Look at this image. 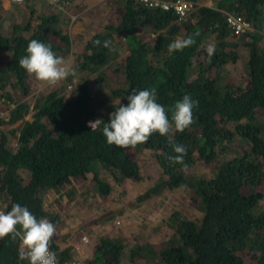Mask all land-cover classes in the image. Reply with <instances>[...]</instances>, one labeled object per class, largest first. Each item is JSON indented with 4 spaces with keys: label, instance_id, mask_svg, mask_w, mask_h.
<instances>
[{
    "label": "trees",
    "instance_id": "trees-1",
    "mask_svg": "<svg viewBox=\"0 0 264 264\" xmlns=\"http://www.w3.org/2000/svg\"><path fill=\"white\" fill-rule=\"evenodd\" d=\"M191 1L196 7L178 17L171 9L140 0H107L111 19L93 30L72 59L76 70L90 74L64 89L70 74L45 92L31 94V99L24 97L31 96L25 79L32 76L18 63L29 41L50 44L63 58L65 46L72 43L54 25L55 13L32 15L40 1H13L7 8L0 2V199L5 211L19 203L37 219L47 215L55 219V214L45 212L43 198L72 180L83 185L89 180L85 192L101 197L97 212L110 207L124 211L125 227L137 218L123 199L111 204L114 186L124 195L133 194L130 186L136 187V202L149 206L151 214L154 204L147 197L186 188L187 200L199 210L187 217L167 209L172 231L155 246L125 240L127 231L112 232L107 227L112 214L105 216L82 264H142L154 256L155 264H264V0H211V6ZM227 13L243 18L252 29L230 34ZM196 33L191 47L168 51L177 37ZM228 34L235 39H227ZM96 40L101 41L99 46L94 45ZM104 41H111L112 50L103 46ZM209 43L214 47L211 58L206 51ZM240 50L244 68L239 81L233 82L226 65L235 62ZM133 88H155L157 102L169 118L175 103L190 95L199 102L193 109L195 122L183 132L154 133L134 148L109 145L102 133L104 123L119 101L128 103ZM96 120L100 122L93 131L89 122ZM170 139L186 147L184 164L168 160L176 155ZM196 159L201 163L198 169ZM144 161L154 169L146 171L147 178ZM206 167L212 169L201 174ZM66 191L70 199L78 193L72 184ZM96 217L89 223L100 222ZM50 249L59 261L71 258L69 248L53 240ZM243 250L251 252L254 261L245 263ZM19 253V237L0 240V264H29Z\"/></svg>",
    "mask_w": 264,
    "mask_h": 264
},
{
    "label": "rangeland",
    "instance_id": "rangeland-1",
    "mask_svg": "<svg viewBox=\"0 0 264 264\" xmlns=\"http://www.w3.org/2000/svg\"><path fill=\"white\" fill-rule=\"evenodd\" d=\"M38 1V0H35ZM1 5L3 7H7L11 0H3L1 1ZM13 2V1H12ZM15 2V1H14ZM86 2V1H85ZM93 6L91 7V20H89V23L86 24L85 28L81 32H77L75 34L68 35L69 42L72 43V46L66 47L65 54H64V60L66 64L71 69L72 66V74L70 75L71 80L69 81V84L64 86V89H69L72 87L74 80L77 79L79 76L89 75V72H83L81 70H76L75 67V61L73 62V58L83 49V44L85 42V39L88 38L94 31V29H97L101 26V23L106 20L107 18L111 19V15H108V8L109 4L107 3V0L104 2V6H102L103 0H92ZM203 4L210 5L212 4L211 0H203ZM39 7L38 13L46 14V13H53V9L51 10L52 4H47L44 1H40L36 3ZM70 5V4H69ZM68 5V6H69ZM45 6V7H44ZM67 4L62 7L63 12L67 11ZM211 6V5H210ZM22 10H23V6ZM55 7V6H54ZM58 8V7H56ZM36 9V8H35ZM61 10V8H58ZM11 10V8H10ZM13 10V9H12ZM46 10V11H45ZM59 10V11H60ZM35 16L37 14H34ZM85 15H89L88 10L86 11ZM16 17H14L13 20H15ZM19 20V19H18ZM16 21V20H15ZM74 24V23H73ZM102 27V26H101ZM71 29V27H70ZM248 29H252V25L249 23ZM246 31V29H245ZM243 31V32H245ZM74 33V31H72ZM242 33V32H241ZM237 35L235 33H230ZM239 34V33H238ZM234 36L227 35V39H235ZM210 45V43L207 45V47ZM243 49V48H239ZM78 51V52H77ZM123 53V52H121ZM240 55L236 58L234 63H227V76L234 82L235 79L239 81L240 74L243 66L244 61V51H239ZM109 67L113 68L111 64V60L109 61ZM115 73V71H114ZM226 76V77H227ZM245 77L241 75V80H243ZM25 81L28 82L30 85L31 94L37 95L38 93L45 92L48 90L50 85H47L46 83L40 82L36 80L33 76L30 79H25ZM66 94V93H65ZM33 95L31 96H25L26 99H31ZM32 102L29 103V105ZM28 118V114L26 115ZM17 122L12 123L11 125H15ZM233 142H236L237 140L235 138L232 139ZM229 143V141L227 142ZM140 150V149H139ZM147 153V150H142L141 156ZM140 154V152H138ZM150 158L146 161H149ZM144 161L143 165V174L146 175V178L148 176L147 172L148 170H153V168H150V164ZM197 159L194 162V169L200 168V164L198 163ZM210 167H206L201 170V174H206L207 171H209ZM90 173L87 175L89 176ZM109 180L111 181V178L109 177ZM75 180H72L69 184H65L63 187H58L57 191H49L46 194V197L43 198V204L45 207V212L55 214V219H51L49 215H47V219L54 223L56 221V240H60V244H66L68 243L70 246L75 243H81L82 236H85L88 239V242L84 245L83 254L78 255L82 259V261L87 258V254H89L90 249L92 248L93 243L95 242L98 235L101 233V229L103 227L102 220L105 216H108L112 214L111 219L109 220V223L107 224V227L111 229L112 232H117L119 228H122L121 233L125 234V231H127V235H125L124 239L127 241H130L132 243H143L148 242L155 246L154 244H158L160 241L166 239L170 234L169 232V224L167 221L168 213H166L167 209H176L178 210V213L182 216L191 217V215H195L199 212L195 204L186 198V188L177 187L172 194H161L157 196H150L147 197L149 199V203L154 204L153 208V214L149 212L150 208L147 205H144L142 201L136 202L135 200V194L137 192V188L134 186H130V188L133 190V194H120L118 189L115 188V186L112 188V191L109 196V201L111 204H120L121 199H123L126 202V208H129L131 213L135 214V217L137 218L135 221L132 222V224L129 227H125L122 222L123 215L125 213H122L124 211L119 210L118 208L114 207L112 209L108 208L106 211L97 212L100 207L101 200L99 197L95 195H90L89 193L85 192V188L88 189V183L89 180L84 181V185L76 184ZM74 185L76 188V191L78 189V193L76 197H73V199H70L68 192L66 191V188L70 185ZM89 190V189H88ZM75 191V193H76ZM177 191V192H176ZM74 193V195H75ZM86 198V199H85ZM186 198V199H185ZM93 204V205H92ZM264 207V205H263ZM84 210L87 212L85 213ZM97 216V217H96ZM83 217V218H81ZM95 218L100 220L95 221L92 224L89 223V221H93L92 218ZM155 219L156 223H154ZM162 220V223L157 224V220ZM61 220V221H58ZM117 222V223H116ZM149 245V244H148ZM122 254V253H121ZM243 260L245 263H251V261H254L253 254L251 252H248L247 250H243L242 252ZM147 256H150V254H146ZM156 257H150L149 259L144 258V261L142 264H155ZM115 264V263H112ZM139 264V263H136ZM159 264H162L161 262ZM252 264V263H251Z\"/></svg>",
    "mask_w": 264,
    "mask_h": 264
},
{
    "label": "clouds",
    "instance_id": "clouds-1",
    "mask_svg": "<svg viewBox=\"0 0 264 264\" xmlns=\"http://www.w3.org/2000/svg\"><path fill=\"white\" fill-rule=\"evenodd\" d=\"M198 35L199 33L183 38L177 37L169 44L168 51L171 53L191 47L195 44V37ZM93 43L99 46L101 41L96 40ZM103 46L112 50L111 41H104ZM206 51L209 58L214 55L212 45H209ZM18 63L30 76L50 86L57 85L72 74L64 58L58 56L50 44L37 39L29 41L26 55L21 56ZM127 101L126 105H122L119 101L118 107L110 113L109 122L104 123L102 129L109 145L125 149L146 143L154 133L167 136L173 129L176 132H183L195 122L193 109L199 105L198 101L185 94L175 103L169 118L165 107L157 102L155 88L150 90L133 88L127 96ZM99 122L100 120L90 121L91 130L94 131ZM169 143L176 155L168 156V160L172 164H184L186 147L171 139ZM55 234L54 223L47 218L37 219L26 206L16 203L11 206L10 211L0 210V240L5 237L15 240L19 237L20 259L27 260L29 264H57L56 254L50 250ZM82 248H84L83 243ZM78 253L83 254V252Z\"/></svg>",
    "mask_w": 264,
    "mask_h": 264
},
{
    "label": "crops",
    "instance_id": "crops-1",
    "mask_svg": "<svg viewBox=\"0 0 264 264\" xmlns=\"http://www.w3.org/2000/svg\"><path fill=\"white\" fill-rule=\"evenodd\" d=\"M1 1H3V0H1ZM67 1H68L67 6L70 4L66 9L67 11L63 12L62 10H64V9L61 8V10H60L54 6H51V10L53 9L52 12L55 13L57 16V18L54 21V25L59 27V30L61 32H64L68 35H70V34L72 35V34H75L77 32L83 31L86 24L89 23V20H91L90 16H91V9H92L91 7L93 6V2H92V0H67ZM104 2H105V0H103L102 6H104ZM7 7H3V8H7ZM38 7L39 6L37 4L34 5L33 8H34L35 12L32 13V15H34L35 13H38V11H39ZM87 10L89 12V15H85ZM22 12L24 13V15L29 14V11L26 7L23 8ZM47 14H49V13H46L44 15H47ZM70 27H71V29H70ZM72 31H74V33H72ZM44 218H46V217H44ZM55 240H56V237L53 238V241L56 242L59 245V247H68L70 252H71L70 257L75 258V259L76 258L79 259V261H80L79 264H82V259L80 258V256H78L79 255L78 251L75 250L73 247L74 244H73V246L72 245L70 246L68 243L60 244L59 241H55ZM20 245H21V242H20ZM91 251H92V248L90 249L89 254H87L88 256H90Z\"/></svg>",
    "mask_w": 264,
    "mask_h": 264
},
{
    "label": "built area",
    "instance_id": "built-area-1",
    "mask_svg": "<svg viewBox=\"0 0 264 264\" xmlns=\"http://www.w3.org/2000/svg\"><path fill=\"white\" fill-rule=\"evenodd\" d=\"M17 3L26 0H11ZM44 1L47 4H52L55 7L62 8L64 7L68 1L67 0H38ZM149 6H159L162 9H171L176 15L181 16L184 13H187L192 5L191 0H140ZM226 25L231 30L232 33H241L248 29L249 22L245 21L243 18L233 15V14H226ZM0 210L5 211V202L0 199ZM87 241L85 236H82L81 243H75L74 249L78 252H83L82 243ZM21 242V240H20ZM51 250V249H50ZM52 251V250H51ZM79 259L75 258H68L67 260L59 261L57 259V264H79Z\"/></svg>",
    "mask_w": 264,
    "mask_h": 264
},
{
    "label": "bare ground",
    "instance_id": "bare-ground-1",
    "mask_svg": "<svg viewBox=\"0 0 264 264\" xmlns=\"http://www.w3.org/2000/svg\"><path fill=\"white\" fill-rule=\"evenodd\" d=\"M191 2H192V5H191L189 10H193L196 7V2H194V1H191Z\"/></svg>",
    "mask_w": 264,
    "mask_h": 264
}]
</instances>
